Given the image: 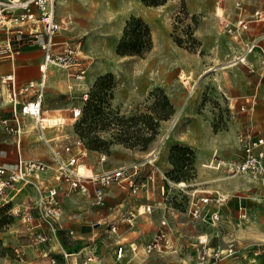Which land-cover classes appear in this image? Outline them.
<instances>
[{
  "label": "rangeland",
  "instance_id": "1",
  "mask_svg": "<svg viewBox=\"0 0 264 264\" xmlns=\"http://www.w3.org/2000/svg\"><path fill=\"white\" fill-rule=\"evenodd\" d=\"M167 1H170L169 4L172 7L167 11H160L162 9L156 8L150 9L151 13L149 12L145 17L134 16L143 18L149 25L151 37L154 33L157 35L160 24L167 20L171 25L168 34L172 39L178 45L186 47L194 53L198 52L194 29L198 25H203L208 30H211L210 25L215 28L217 25L215 18L222 16V14L226 18L227 16H236V12H238L236 11V3L238 1L242 6L247 7L241 13V17L248 16L246 18L251 19L255 8H259L264 14V0ZM199 3H202V6L198 13L189 15L188 8L191 4L200 5ZM218 8H220L219 13H216ZM133 9L136 10V7ZM66 21L69 23L66 24ZM71 21L74 19L72 18ZM125 22L118 29L116 23L109 20L100 21L96 16V21L91 27L72 30L67 28V26L72 25L70 20L63 18L60 34L74 38L81 37L84 52L94 61L99 59L109 61L111 70L96 78L87 92L89 96L87 99H83L84 94L81 91L74 88L69 90L65 86L59 100L55 101L57 103L71 101L73 105L80 108V114L74 123H71L70 120L72 111L71 114L68 113L67 117L61 116L66 114H57L60 115L59 118L62 119L63 124L47 128L45 134L49 138L53 137L52 142H57L59 145L72 139L73 136H79L86 148V155L82 159L91 163L96 170L119 166L112 161L115 158H120L123 152H131L138 156L136 160L142 161L146 155L147 158L152 151H157L155 152L157 155L154 156V166L150 165L151 168L149 169L155 168V180L150 184L148 193L145 192L147 191L145 189L133 192L127 184L114 183L108 187L110 190L101 205L92 202L90 204L89 199L84 195L85 192H78L88 203L86 212L91 215L90 224L92 223V227H94L91 236L78 239L76 235L72 237L71 232H67V236L63 234L65 232H57V236L53 237L52 235L49 236L50 232H42L49 236L42 243L52 240V246L56 248V252L60 247L72 249V247L87 246L86 250L79 251L77 264H84L83 259L88 250L94 252L99 264H194L195 248L199 237L207 238L210 243L215 244H226L227 240L232 239L238 245L236 264L245 259L254 260V264H264V239L256 235H249L248 232L251 226H259L264 229L263 190L256 187L249 189L237 187L231 191H225L229 193L228 198L218 206L220 219L216 221H212L208 213L203 218H192L189 214V194L193 186L198 183L202 184L204 181L211 185L214 179L232 176L222 171L221 168L216 170L211 167L207 156L216 150L217 154L225 158H233L235 152H238V142L235 146L230 147L228 142L219 138L218 135L228 128V122L231 119L242 115V113H237L236 110L231 109L230 106L234 103L235 108H237L243 99L232 98L233 94L230 92H225L219 87L216 88L210 75L204 77V85L201 87L198 85L200 79H197V74L176 68V70H170L172 72L168 75V80L171 84L170 89L172 91L177 90V93L172 95L169 94L172 92L155 88L144 93L128 108L123 109L113 105L111 100L112 89L123 74L122 63H128L127 69H133L132 65L135 61L139 62L143 59L142 62H148L145 58L150 50L144 52L143 55H133V57L117 53V45L122 36ZM217 28L211 31L217 34H235L234 32H227L222 25ZM0 35L4 36V33H0ZM236 36L243 37V35ZM244 39L245 42L248 40ZM85 42H89V52L84 49ZM261 42L262 40H259L257 45L261 46ZM245 64H242V67L247 70L248 77L251 78L252 82L257 83L258 81L254 80L255 72H249L251 69ZM7 73L0 70V97L6 99V103L0 105V128L4 134L7 132L1 119L10 118L12 112L7 97L8 83L1 81V77L6 76ZM16 76V86L21 85L23 81L17 72ZM27 78L29 77H25V79ZM176 96L178 99L174 100ZM241 96L256 99L254 95L248 92H241ZM177 113L179 114L176 122L170 129L168 136L164 137L170 127L172 117ZM53 118L57 117H46L49 125H52L53 122L50 123L48 119ZM20 119L23 127L22 145L25 144V138L31 134L37 141L39 130H37L34 119L28 115H20ZM188 129H191L193 134L190 139H186L184 135ZM173 135H176L178 139H174ZM41 141L47 147L46 143ZM0 142L4 143V141ZM210 142L212 143L211 150ZM164 148L166 149V158L165 165L162 166L158 162V157ZM73 149L77 151L79 147L74 146ZM100 153L106 155L105 160H100ZM197 154L204 158L201 163H197ZM146 158L143 161L146 162ZM49 166L48 168L52 170L51 161ZM141 177L143 176L140 174ZM241 181L242 177L239 176L228 178L222 182L234 185ZM180 182L183 183L179 184ZM163 184L168 195L167 202L163 193H160ZM235 189L243 190L242 198L238 199L234 196L233 190ZM141 194L145 197H141V200L138 199L132 203L133 197ZM147 196H150L149 200L146 199ZM238 200L247 208V216L243 219L238 217ZM144 201L151 204L150 211L142 209L141 203ZM255 202L256 204H253ZM140 206L141 213H139ZM169 206L172 209L168 208ZM252 209L255 210L253 214ZM163 218L166 219L165 224H161ZM20 224V221H15V217L12 218L4 211H0V232H12L13 236L17 237L20 242L22 238H25V243L30 244L27 249L37 255L33 245L39 242L34 240V235L22 232ZM159 229L165 233V243L160 250H154L149 254L145 253L143 251L144 245L151 240ZM3 240L0 237V258L15 261L23 256L19 249L20 246L15 248L7 246ZM117 245H123V252L120 257H117ZM135 246L137 247L133 249L132 247ZM54 257L56 260L54 264H71L68 257L64 258L62 252L61 255L57 253ZM27 264H41V262L37 260V257H34ZM89 264L98 263L94 261Z\"/></svg>",
  "mask_w": 264,
  "mask_h": 264
},
{
  "label": "crops",
  "instance_id": "2",
  "mask_svg": "<svg viewBox=\"0 0 264 264\" xmlns=\"http://www.w3.org/2000/svg\"><path fill=\"white\" fill-rule=\"evenodd\" d=\"M55 1L57 19H60L62 22L64 17L70 20V24L72 25L67 26V28H71L72 30H77V28L87 29L91 27L96 21V16L100 19V21L109 20L116 23L118 29H120L123 26L124 22L131 15L145 17L149 12L151 13L150 9L159 8L162 9L160 11H167V9L169 10L171 7V4H169L170 1H166L165 3L159 5H145L142 0ZM201 1L203 2V0ZM199 4L200 5L191 4L190 8H188L189 15H194L195 13H198L200 7L202 6V3ZM134 7H136V10L133 9ZM219 9L220 8H218L216 13H219ZM229 9L231 10V8ZM246 9L247 7L245 5L243 6L242 11H240L236 7V11H238L236 12V16H227V18H229L228 20L235 21L236 18L241 17V13ZM246 17L248 16H244V18ZM72 18L74 19V21H71ZM263 21L250 22L249 27L243 31V37L240 38L236 36V34L231 35L232 33L217 34L211 31L214 30L213 28H211V25L209 26L211 30H208L203 25H198L194 29V37L196 38L198 52L194 53L189 51L186 47L178 45L172 39V37L168 34L169 27H171L170 22L164 20L160 24V28L157 30V35L154 33V35L152 36V46L148 51V55L145 58L148 62H142L144 61L143 59L139 62L135 61L132 65L133 69H127L128 63H122L124 67V71L122 72L123 74L120 76L119 80L116 82V85L112 89L111 100L113 105L119 106L123 109L128 108L139 97H142L144 93L155 88H161L165 92H172L169 93L172 95L177 93V90L174 89L172 91L170 89L171 84L168 80V75L173 70H176V68H180L181 70H186L189 73L197 74V79H200L198 85H201V87L204 85V77L210 75L212 77L213 84L216 88L219 87L225 92H230L231 94H233L232 98L236 97V99H243L237 108H235L234 103L230 106L231 109L236 110L237 113H242V115L231 119L228 122V128L218 135L219 138H222L226 142H228V145H230V147L236 145V143L238 142V132L245 127L251 128L253 132L260 133L263 129L264 123V37L260 39L262 40V45H256L255 50H253L247 55V61H249L247 62V64H245L250 67L251 71L249 72H255L254 75L256 77L254 80H257V83L255 81L252 82L251 78L248 77L247 70L242 67L243 63L238 60V57L243 49V44L245 43L244 38H246L247 40L253 36L264 34ZM68 23L69 22L66 21V24ZM3 37V35H0V39ZM55 38L58 41L62 39H71L77 41L80 40L81 57L85 58L86 60V71L82 79L69 78L64 70L60 68L58 69L57 67H51L49 70L50 78H48L49 83L47 82L48 88L45 92V97L42 105V113L44 117H59L60 115L57 114L60 113L66 114L61 116L67 117L69 115L68 113L71 114L72 109L77 108V106L73 105L72 102L69 100L63 101L62 103H57L55 101L57 99L59 100L61 93L64 92L65 86L69 88V90L71 88H74L75 90L81 91L82 94L87 93L96 78L102 75L103 73L110 71L111 69L109 61L103 59L94 61L88 54L84 52L83 39H81V37L74 38L69 36H62L59 31ZM88 46L89 42H85L84 49L87 52H89ZM42 55L43 51L37 44H24L21 46L19 52L13 58L0 59V70H2L3 72H8L7 75L13 74L15 79L17 77V72L20 76L19 78L22 79L23 84L29 79H36L37 77H39L38 64L42 59ZM131 57H133V55H131ZM171 69L172 71H170ZM27 76L29 78L25 79V77ZM241 92L251 93L252 95H254V98L256 97V99L254 100L248 96H241ZM8 93L9 87L7 97ZM177 99L178 98L176 96L174 100ZM5 101L6 99L4 100L2 99V97H0V105H4V103H6ZM241 106L244 107L243 110L241 109ZM57 124H63V122L54 123L52 125L48 124L45 128V133L47 128L55 126ZM184 135L186 139L192 138L193 134L191 129H188V132L184 133ZM173 137L176 140L178 139L176 135H173ZM36 140L37 141H35L33 134H31L30 136L25 138L24 145H22L21 142V156L26 159H40L49 163L51 161V156L47 147L39 139V136ZM0 141H4V143L0 142V163L14 162L17 157V147L15 146L14 136L8 133L4 134L2 132V129L0 128ZM211 145L212 143L210 142V150ZM165 152L166 149L164 148L163 152L158 157V162L162 166L165 165ZM214 154H217L216 150L213 151L212 154H209L210 156H207L209 158L208 160H211ZM236 154L237 152H235L234 156H236ZM217 156L225 158L224 156H221L219 154H217ZM137 157V155L127 151L123 152L120 158H115L112 163L121 166L133 162H139L141 163L140 169H142L140 170V173L142 176H144L146 172L149 171L151 166L145 161H143L145 158L142 161H138L136 160ZM203 159V156L197 154V163H201ZM215 169L217 170V168ZM239 176L242 177V181L240 183L228 185L227 183L222 182L223 180H226L228 178ZM40 180L42 181V183L46 184H57L52 177V170L50 168L46 172L41 174ZM159 186L158 188H160ZM195 187H201L212 191L216 190V192L223 194H229L225 191H231L232 189L237 187H242L245 189L256 187L260 190H263L264 195V188L261 186V184L258 181L245 175H232L227 176L226 178H217L216 180L214 179V182L211 185L210 183L204 181L202 182V184L198 183L197 185H195ZM109 190L110 189L108 188L106 191V195ZM233 191L235 193L236 191L242 192L243 190L235 189ZM78 192L81 191L68 190L67 184H62V187H60L59 189L58 197L63 210L61 221L64 226V229L60 230L59 232H65L63 234L67 236V232L71 231L72 237H75L76 235L78 239H85L91 236L94 231V227H92V223L90 224L91 215L86 212L88 203L86 202V199ZM145 192L148 193L149 190ZM36 195V188L31 185H26L22 188L20 193L15 196L14 203L22 204L31 198H35ZM84 195H86L87 199H89L91 204L90 196L86 193ZM141 197L145 196H142V194L140 196H134L132 203H135V201L138 199L141 200ZM146 199L149 200L150 196H147ZM238 202V204H240L239 200ZM253 204H256V202ZM146 205L151 204L146 201L141 203L143 210ZM141 206L139 207V213L142 212ZM251 211L253 214L255 210L252 209ZM16 220L21 222L20 218L18 217H15V221ZM20 225L22 228V232H26V234L29 233V235H36L40 233L39 231L41 230V228L27 229V227L22 223ZM248 232L249 235H256L264 239V229L262 227L251 226ZM0 237L4 239L3 241L7 246H12L14 248L20 246L19 249L21 250L23 255L20 259H17L15 261L6 258H0V264H27L28 261H30L34 257H37V260L41 262V264H48L49 256H54L57 253L61 255L62 249L67 250V252H72V254H70L68 257V260L71 261V264H77V255L79 254V251H84L87 249V246H83L81 248L72 247V249H65L64 247H60L56 252V248L52 246V240H49L48 242H39L33 245L35 251L37 252V255H35V253L27 249L30 244L25 243V238H22L20 242L17 237L13 236L12 232H0ZM210 244L214 245L215 243ZM220 245L224 246L225 244ZM235 245L238 251V245ZM118 246L119 245H117L116 250ZM194 260L196 261V248ZM216 264H236V261L235 259L233 260L231 258H227L217 262Z\"/></svg>",
  "mask_w": 264,
  "mask_h": 264
},
{
  "label": "built area",
  "instance_id": "3",
  "mask_svg": "<svg viewBox=\"0 0 264 264\" xmlns=\"http://www.w3.org/2000/svg\"><path fill=\"white\" fill-rule=\"evenodd\" d=\"M236 7L242 11L243 6L238 1ZM217 25L214 30L222 25L227 32H234L241 36V32L249 27L250 22L264 20V14L255 9L251 19L238 17L234 22L228 20L223 14L215 18ZM62 21L56 16L55 0H0V33L4 37L0 39V59L13 58L21 46L27 43L37 44L43 51L42 59L38 64L39 77L29 79L20 86H16L13 74L1 77L2 82L9 85L8 98L12 108L11 117L3 118L2 123L5 131L15 138L17 157L12 163H0V209H3L12 218L18 217L27 229L41 228L40 233L34 235V240L42 242L50 235L57 236V232L64 229L60 220L63 210L58 197L62 184H67L68 190L84 191L90 196L94 204H103L106 191L112 184H127L133 192L140 189L148 190L150 184L155 180V168L146 172L140 178L139 162L112 167L103 170H96L91 163L84 161L86 148L83 140L73 137L63 144L53 143V138L45 134L48 125L46 117L42 113V105L45 97V89L51 67H57L66 72L69 78L82 79L85 71V58L81 57V41L62 39L56 40L55 36L62 27ZM214 23V22H213ZM212 23V24H213ZM212 28V26H211ZM264 34L249 38L244 44L238 60L245 64L246 57L253 51L258 41ZM88 94L84 93L83 99ZM243 110L244 107L241 106ZM70 120L74 123L80 114V108H73ZM178 114L172 117L170 127L164 134L168 133ZM20 115L31 116L37 124L38 136L43 140L51 155L52 177L55 184L42 183L41 174L50 167L49 163L40 159H26L21 156V136L23 127ZM238 152L233 158H222L214 154L210 160L211 167L221 168L228 175H245L258 181L264 188V123L260 133L253 132L245 127L238 132ZM74 146L79 150L74 151ZM146 158V163L154 166V153ZM105 154L100 153V160H105ZM180 182L179 184H181ZM26 185L34 186L37 190L35 198H31L22 204H15L14 198ZM161 192L167 202V193L164 184L161 185ZM189 196V214L192 218H203L209 214L211 220L220 219L219 205L224 203L228 194L219 193L201 187H192ZM235 197L242 198L243 193L236 191ZM170 208V206L168 207ZM172 209V207L170 208ZM246 207L239 204L238 217H246ZM151 205H146L144 211H150ZM163 218L161 224H165ZM9 225V223H7ZM50 232L49 236L45 233ZM71 232V231H69ZM48 235V234H47ZM165 233L159 229L155 235L143 247L147 254L154 250H160L165 243ZM224 246L210 244L207 238H200L196 244L195 264H216L224 259H236L237 248L235 242L229 240ZM132 246V244H131ZM137 246L132 247L135 249ZM17 251V250H15ZM123 252V246L117 248V257ZM75 253V252H74ZM72 252L62 250L64 258L69 257ZM55 257L49 256V264L55 263ZM99 260L92 250L86 252L83 263L89 264ZM254 261L245 259L238 264H254Z\"/></svg>",
  "mask_w": 264,
  "mask_h": 264
},
{
  "label": "trees",
  "instance_id": "4",
  "mask_svg": "<svg viewBox=\"0 0 264 264\" xmlns=\"http://www.w3.org/2000/svg\"><path fill=\"white\" fill-rule=\"evenodd\" d=\"M145 5H159L167 0H142ZM152 46L149 25L141 17L131 15L125 22L122 36L117 45L120 55H143ZM3 211V209H0Z\"/></svg>",
  "mask_w": 264,
  "mask_h": 264
},
{
  "label": "bare ground",
  "instance_id": "5",
  "mask_svg": "<svg viewBox=\"0 0 264 264\" xmlns=\"http://www.w3.org/2000/svg\"><path fill=\"white\" fill-rule=\"evenodd\" d=\"M246 61H247V57H246ZM247 62H248V61H247ZM48 120H49L50 123L53 122V124H54V123H58V122H59V123H62V119L59 118V117H57V118H55V119H54V118H53V119H48ZM60 125H61V124H60ZM156 155H157V153H156ZM154 156H155V153H154L153 157H154ZM182 183H183V182H182ZM210 219H211V218H210ZM212 221H213V220H212Z\"/></svg>",
  "mask_w": 264,
  "mask_h": 264
}]
</instances>
